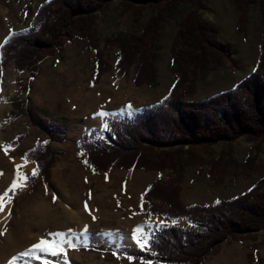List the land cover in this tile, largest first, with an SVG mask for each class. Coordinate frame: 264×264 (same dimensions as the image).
<instances>
[{
    "label": "rangeland",
    "instance_id": "rangeland-1",
    "mask_svg": "<svg viewBox=\"0 0 264 264\" xmlns=\"http://www.w3.org/2000/svg\"><path fill=\"white\" fill-rule=\"evenodd\" d=\"M46 1L0 0V48L13 33L28 31L29 20L36 13L38 6ZM194 12L198 13L202 22L219 28L222 42L229 46L232 53L228 55L222 67L198 79L194 84V93L187 96V100H203L232 88L253 72L264 33L259 2L247 9L244 32L238 30V20L242 11L233 6L230 0H199V6L189 2L178 4L166 15L165 22L161 24L159 49L153 51L156 55L155 77L146 80L142 85L134 83L138 64L132 66L126 76H120L117 68L118 47L135 37L144 36L148 23L157 16V13L147 10L135 18L132 12L126 10L123 0H113L95 19L93 29L97 34L99 49L104 52L109 66V70L97 85H91L95 52L89 48L86 40L79 37L67 44L54 59H47L42 63L38 75L32 80L29 73L20 75L14 67L3 71L0 96V173H2L0 194L9 190L16 179V166L20 160L32 171L36 169L34 164L22 157L36 143H43L46 137L38 127L31 124L29 110L46 118L63 138L62 142L51 144L53 151L61 153L51 169L50 181L54 190L48 189L43 183H38L34 188L27 184L22 189L18 188L15 193L8 191V196L5 197L7 224L0 227V232H3V235H0V247L4 243V234L15 236L29 232L33 241L32 243L22 241L20 247L13 253L8 254L6 251L8 256L4 258V264H9L10 261L12 264H43L44 259L50 264H157L130 262L110 252L121 248L126 253L141 254L142 250L132 239L133 231L139 227L141 231L151 233L155 228L161 227L151 228L150 223L166 217L156 216L149 220L145 213L146 204L140 201L144 190L159 179L158 172L144 169L130 171L114 165L109 168L106 175L92 173L83 164L76 142L82 136L97 130L100 121H96L84 131L75 132L72 129V119L84 114L78 109L87 103V100L89 102L90 96L103 98L105 103L104 90L108 88L114 97L117 96V92H121L123 104H120L122 109L109 118L115 119L132 111L140 112L143 107L159 101L171 87L178 69L172 58L171 49L180 24L185 17ZM108 40L113 42L110 48L106 47ZM0 70H3L2 66ZM17 77L23 78V85L30 82L22 95L16 90ZM128 88L134 91L135 99H125L123 94ZM103 99L99 101L102 104L100 110L102 106L106 107ZM16 101L23 103L20 106H13ZM127 105H131V109H127L125 107ZM14 107L15 116H11L10 111H13ZM20 108L22 114L19 113ZM82 117L80 118L82 122L87 119ZM22 135L24 137L20 138ZM104 138L107 141L110 139L105 134ZM195 153L197 156L195 162L185 167L179 184L180 201L184 207L193 204L211 205L217 200H230L247 191L258 179L264 177V140L253 143L241 138L233 143L197 148ZM221 154L230 163L221 177L218 173L211 175L209 166ZM249 156L255 157L256 162L249 170H245L244 163ZM184 159L189 160L186 156ZM23 170L22 167L20 172ZM31 170L24 176H31ZM168 173L169 171L162 179H165ZM74 195L82 197L84 204L85 202L88 204L91 199H101L107 206L105 211L107 213L100 212L101 215L86 210L84 206L76 207L69 201ZM78 212L88 216V219L90 215L95 217L89 221V226L95 229V233H92L95 236L93 241L72 242L78 249L64 245L66 254L55 257L38 251L22 255L41 239L52 242L59 239L60 236L55 234L63 233L65 229H55L60 226H74V222L80 220L74 216ZM167 224L174 225V222ZM63 240L70 241L67 238ZM256 251L260 262L256 260ZM36 256L42 259H36ZM201 264H264V228L258 233L246 236L243 241H225L219 250L209 255Z\"/></svg>",
    "mask_w": 264,
    "mask_h": 264
},
{
    "label": "trees",
    "instance_id": "trees-1",
    "mask_svg": "<svg viewBox=\"0 0 264 264\" xmlns=\"http://www.w3.org/2000/svg\"><path fill=\"white\" fill-rule=\"evenodd\" d=\"M112 1L47 0L40 4L29 20L28 31L13 33L1 46L2 68L14 67L20 75L29 73L32 80L42 63L54 59L67 44L79 37L95 52L91 85H97L109 66L104 52L99 49L93 26L97 15ZM184 2L199 6V0H123L126 10L135 18L147 10L156 12L157 16L148 23L144 36L119 45L117 68L120 76H126L130 68L138 64L135 84L142 85L155 77L156 55L153 51L159 49L161 24L166 15ZM230 2L242 11L238 20L239 32H244L247 9L258 2L264 26V0ZM112 46L113 42L108 40L106 47ZM231 54L229 46L221 40L219 28L202 22L197 12L190 13L181 22L172 45L171 55L178 69L168 92L140 112L102 119L97 130L76 142L83 164L94 174H106L114 165L130 171L158 172L159 179L144 190L140 201L146 204L149 220L159 216L175 223L151 231L150 251L134 254L117 248L110 253L124 259L131 255L136 258L133 261L143 263L201 264L225 241H243L246 236L264 228V177L247 191L220 203L184 207L180 201L179 184L183 171L195 162L197 148H211L241 138L253 143L264 140V33L253 72L248 77L209 98L187 100V96L194 93L195 82L222 67ZM23 82L16 80L21 95L30 83L23 85ZM22 103L16 101L13 106ZM14 112L15 107L10 115L15 116ZM28 117L46 139L36 143L24 155L38 170V175L28 177L27 184L34 188L43 183L54 190L50 181L51 169L61 153L53 151L51 144L62 142L63 138L35 111L29 110ZM104 133L110 137V143L103 139ZM223 154L210 164V174L218 173L221 177L228 167L230 161ZM185 156L189 160L184 159ZM255 162L256 158L249 156L244 169L249 170ZM167 171L166 178L162 179ZM180 222L185 224H178ZM255 254L260 262L257 251Z\"/></svg>",
    "mask_w": 264,
    "mask_h": 264
},
{
    "label": "bare ground",
    "instance_id": "bare-ground-1",
    "mask_svg": "<svg viewBox=\"0 0 264 264\" xmlns=\"http://www.w3.org/2000/svg\"><path fill=\"white\" fill-rule=\"evenodd\" d=\"M104 91H105L104 94H105V99H106L105 103H104L103 98L97 99L93 96H90L89 99L91 101L89 100V102H88V100H87V103H84L78 109V111L79 110L83 111L84 114H82V115L80 114V115L73 117V119H72V124H73L72 127L73 128L72 129L75 132L84 131L87 128H89L91 125H93L96 121H100L102 116L97 115L98 113L106 112V113H108V115L103 116V117H109V116L115 115L119 110L122 109L121 105H120V104H122L121 103V100H122L121 99V97H122L121 92L120 93L117 92V96L114 97V96H112L113 92L111 91V89L108 88V89H105ZM115 93H116V91H115ZM123 95H125V99H135V97H136L134 91H132L130 88H128ZM98 96H99V94H98ZM102 99H103V104H105L104 106H106V107L102 106L101 110H100L99 108H100L101 103L99 101H101ZM127 101H129V100H127ZM81 116H83L87 119H85L82 122L80 119ZM8 153L10 154V152H8ZM18 165H23V168H24L23 172H20L21 176H24V174L30 172V170H31L30 167H25V165L22 164L21 160H20ZM74 196H71L69 201L72 202L78 208L83 207V206L85 207V204L83 203L82 197L79 198L77 195H74ZM87 205H88V208L86 210H89L90 212H93V213L102 212V214H103V212H105L107 210L106 204L101 199H96V200L91 199V200H89ZM105 213H107V212H105ZM71 215H73V214H71ZM6 216H7V213H6V209L4 208V211L0 212V227L6 226V224H7V222L5 221ZM74 216H76L77 219L80 218V220L75 221L74 226L69 225V227L68 226H60V227L56 228L55 230L65 229V231L63 233H60V234H62V235H60V238L53 240V242H59V241H62L63 239H66V238L70 239L71 242H78L79 241V242H86L87 243L88 241H93L95 236L92 233L94 232L95 229H94V227L89 226V221H90V219L93 220V218H92L93 215H90V219H88L89 218L88 216H84V215L80 214L79 212L76 213V215H74ZM73 219H76V218L73 217ZM161 219H155V221L150 223V227L153 228L156 226H163V225L171 222L167 218H161ZM163 219L168 220V222H166ZM28 233L22 232L18 235H15V236H13V234L12 235L4 234V243H3V246L0 247V264H4L3 263L4 258H7L9 253H13L15 249L19 248L22 241L27 240L28 241L27 243H30V242L32 243L33 240H31L30 234H28ZM97 239H99V237H97ZM50 242H52V240ZM6 251L8 252V254H6Z\"/></svg>",
    "mask_w": 264,
    "mask_h": 264
},
{
    "label": "snow or ice",
    "instance_id": "snow-or-ice-1",
    "mask_svg": "<svg viewBox=\"0 0 264 264\" xmlns=\"http://www.w3.org/2000/svg\"><path fill=\"white\" fill-rule=\"evenodd\" d=\"M165 99H167V97H165ZM125 107L127 109H131L132 106L127 105ZM97 115H100L103 117V116L108 115V113L101 112V113H98ZM105 126L107 127V125H105ZM5 151H7V150H5ZM22 159L27 160L26 157H22ZM22 167H23V165H17L16 166V169H17L16 179L13 181L9 190H7L3 194H0V212H3L4 208L6 206L5 197L8 196V191L15 193V191L18 188L22 189V188L27 186L28 177L27 176H21V174H20V169ZM0 174H2V173H0ZM31 175L32 176L38 175V170L33 169ZM106 178H107V176H106ZM86 182H87V180H86ZM250 191H251V189H250ZM53 200L55 201V196L53 197ZM8 202H10V200ZM216 203H220V201L217 200ZM141 207H143V205H141ZM85 208L86 209L88 208L87 202H85ZM9 214H10V212H9ZM93 219H95V217H93ZM137 233H139V235H137ZM0 235H3V232H0ZM55 235L60 236L62 234L56 233ZM132 239L135 241L136 245L142 251L143 250H148V251L151 250V233L141 231V229L138 227L137 229H135L133 231ZM64 245H67L68 248L78 249V246L76 244L70 242V241L62 240L59 242H50L47 239H41L38 243L32 245L28 251H26L25 253H22V255H29L32 252L38 251V252L49 254V255L55 257V256H59L61 254H66V249H65ZM114 254H116V253H114ZM152 254L155 255L154 252ZM35 258L36 259H42V257H40V256H36ZM13 259H15V258H13ZM127 259L131 262L136 258L131 256V255H128ZM9 264H12V261H10ZM43 264H50V262L48 260L44 259Z\"/></svg>",
    "mask_w": 264,
    "mask_h": 264
},
{
    "label": "crops",
    "instance_id": "crops-1",
    "mask_svg": "<svg viewBox=\"0 0 264 264\" xmlns=\"http://www.w3.org/2000/svg\"><path fill=\"white\" fill-rule=\"evenodd\" d=\"M0 67H1V65H0ZM6 70H7V69H6ZM6 70H4V69H3V70H0V96H1V94H2V92H1V85H2V80H3V75H4V74H3V71H6ZM17 78L20 79V81L23 80L22 77H17ZM16 80H17V79H16ZM23 81H24V80H23ZM15 82H16V81H15ZM23 83H24V82H23ZM16 90H17V93H20V91H21L20 88H19V89L17 88ZM0 102H1V101H0ZM0 106H1V104H0ZM10 117H11V116H10ZM12 118H13V117H12ZM105 118H106V117H105ZM115 118H117V117H115ZM102 119H104V118H102ZM102 119H101V120H102ZM101 120H100V124H101ZM35 167H36V166H35ZM170 220H171V219H170ZM171 221H172V220H171ZM168 226H172V225H170V224H166V225L161 226V227L163 228V227H168Z\"/></svg>",
    "mask_w": 264,
    "mask_h": 264
},
{
    "label": "water",
    "instance_id": "water-1",
    "mask_svg": "<svg viewBox=\"0 0 264 264\" xmlns=\"http://www.w3.org/2000/svg\"><path fill=\"white\" fill-rule=\"evenodd\" d=\"M178 225V224H177Z\"/></svg>",
    "mask_w": 264,
    "mask_h": 264
}]
</instances>
